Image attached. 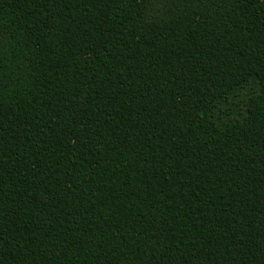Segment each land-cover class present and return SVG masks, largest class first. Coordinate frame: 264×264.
<instances>
[{"label":"trees","instance_id":"1","mask_svg":"<svg viewBox=\"0 0 264 264\" xmlns=\"http://www.w3.org/2000/svg\"><path fill=\"white\" fill-rule=\"evenodd\" d=\"M0 264H264V0H0Z\"/></svg>","mask_w":264,"mask_h":264}]
</instances>
